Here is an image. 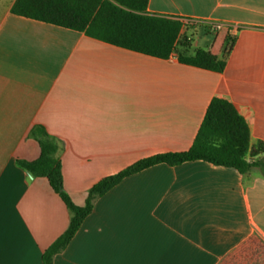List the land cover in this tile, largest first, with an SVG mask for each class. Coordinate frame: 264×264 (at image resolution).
<instances>
[{
    "label": "crops",
    "instance_id": "1",
    "mask_svg": "<svg viewBox=\"0 0 264 264\" xmlns=\"http://www.w3.org/2000/svg\"><path fill=\"white\" fill-rule=\"evenodd\" d=\"M16 1L0 0V264H43L71 221L48 179L18 165L41 155L34 126L62 145L65 191L83 207L104 178L188 151L216 96L241 108L255 167L195 161L132 175L95 202L54 264H218L252 235L264 239V0L149 1V15L184 23L190 54L210 48L212 24L228 28L222 73L15 15Z\"/></svg>",
    "mask_w": 264,
    "mask_h": 264
},
{
    "label": "trees",
    "instance_id": "2",
    "mask_svg": "<svg viewBox=\"0 0 264 264\" xmlns=\"http://www.w3.org/2000/svg\"><path fill=\"white\" fill-rule=\"evenodd\" d=\"M150 0H76L71 8H55L53 0H17L12 13L25 18L83 32L108 44L148 56L170 59L175 54L182 64L222 73L232 43L228 28L220 29L208 50L189 52L190 41L181 38L184 23L178 18L148 14ZM30 137L36 139L41 155L36 161H18L32 177H44L71 212L67 231L44 253L43 264H54L55 256L64 251L95 202L124 179L156 165L170 167L187 162L204 161L215 166L250 172L255 164L247 158L252 153L250 126L241 108L222 96L213 98L192 147L182 153H166L143 159L120 173L104 178L89 190L85 206H76L64 188L58 140L42 126H34ZM218 264H264V239L252 235L224 256Z\"/></svg>",
    "mask_w": 264,
    "mask_h": 264
},
{
    "label": "built area",
    "instance_id": "3",
    "mask_svg": "<svg viewBox=\"0 0 264 264\" xmlns=\"http://www.w3.org/2000/svg\"><path fill=\"white\" fill-rule=\"evenodd\" d=\"M213 30L214 31H219L222 28H225L223 24H212ZM175 55L173 54L170 58H174Z\"/></svg>",
    "mask_w": 264,
    "mask_h": 264
}]
</instances>
